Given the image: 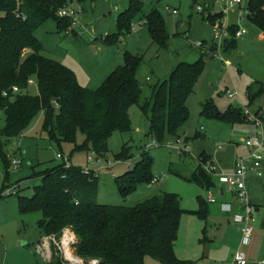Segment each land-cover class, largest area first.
Segmentation results:
<instances>
[{"label": "trees", "instance_id": "16d2710c", "mask_svg": "<svg viewBox=\"0 0 264 264\" xmlns=\"http://www.w3.org/2000/svg\"><path fill=\"white\" fill-rule=\"evenodd\" d=\"M95 1L75 0L81 7ZM67 4L68 0H0V121L2 115L5 116L4 127L0 128V160L7 168L11 163L7 142L20 137L41 113L44 114L42 129L50 140L59 146L73 143L76 151L102 155L108 152L114 133L132 132L130 109L140 104L143 94L137 79L142 63L140 56L125 53L124 64L97 90L81 86L72 69L43 56V45L35 33L46 22L55 21L59 31L74 33L70 30V20L58 14ZM245 4L250 11L247 20L264 33V0H249ZM141 9L139 0H128L127 8L117 18V34L108 36L104 42L120 43L121 36L131 33ZM221 16L208 17L209 22ZM143 19L153 43L166 49L169 36L161 14L152 10ZM236 31L233 25L232 35ZM223 47L225 52L231 53L237 47V39L227 40ZM203 67V60L180 64L169 79L152 89L150 101L140 105L150 121L149 136L158 143L177 138L187 123V100L194 93ZM30 80L38 87L37 95L29 93ZM14 87L18 88L17 92L13 91ZM263 95L264 84L253 83L247 89L249 106ZM201 115L227 124L245 123L242 108L222 113L211 102L202 105ZM79 133L85 137L81 144L77 143ZM199 135L197 133L196 138ZM131 157L129 143L115 155L116 161ZM210 160L209 156L201 154L197 171L188 179L207 191L215 187L212 175L202 167ZM152 163L148 152H142V160L119 182L122 197H128L142 184L151 185ZM42 177V184L35 187L31 197L19 196L20 191L16 196L21 216L42 215L37 223L41 238L53 240L48 264H68L58 246L66 230L75 235L76 256L84 261L145 264L146 257L150 256L161 264H193L179 259L175 252L181 219L186 213L179 195L161 193L135 207L101 205L97 202L98 178L93 171L63 163L44 172ZM7 187L6 178L2 190ZM199 203L200 208L190 213L207 221L210 203L202 197ZM203 236L201 242L206 240L205 231Z\"/></svg>", "mask_w": 264, "mask_h": 264}, {"label": "rangeland", "instance_id": "374dc122", "mask_svg": "<svg viewBox=\"0 0 264 264\" xmlns=\"http://www.w3.org/2000/svg\"><path fill=\"white\" fill-rule=\"evenodd\" d=\"M139 1L142 3L141 14L135 19L131 33L121 36L118 44H108L104 40L117 34V18L127 8L128 0H96L94 3L83 4L79 18L81 26L76 27L74 33L59 31L55 21L46 22L36 31L35 35L44 48L43 56L72 69L79 84L90 90L100 88L106 78L118 66L124 64L125 53L140 56L142 63L137 79L143 94L140 104L130 109L132 132L126 135L114 133L109 140L108 152L102 155L91 151H76L73 143L65 142L59 146L50 140L42 129V113L20 137L7 142L10 166L7 168L0 160V240L5 237L10 255L35 250L41 238L37 223L42 219V215L33 213L21 216L17 196L8 195L7 190H2L5 179L7 178L8 189L19 186V196L31 197L35 187L42 184L43 173L63 164L57 158L58 153L63 152L71 160L69 166L95 173L98 178V204L135 207L161 193L179 195L181 207L186 213L181 219L175 252L179 259L182 257L184 261L196 260L198 263L195 261V264H201L196 254L202 251L199 240L204 237L203 231L207 234V221H202L190 212L200 208V197L207 200L212 195L215 203L218 191L226 190V187L220 184V175L232 171L238 149L244 146L242 141L254 131L252 126L245 123L227 124L203 117L202 105L211 102L220 112L226 113L231 108L241 109L243 106H248L254 111L260 103H264L259 100L249 106L247 97V88L257 80H264V48L261 45L262 50L255 48L248 42V39L253 38V31L259 30L250 21L245 20L239 25L244 27L248 34L237 39L236 50L231 55L224 51V47L220 52L215 50L218 43L214 41V30L208 15L222 12V0ZM246 1L249 0H244L245 3ZM199 6L205 10L203 13L198 11ZM152 10H157L165 21L169 36L166 49L153 43L144 25V15H148ZM173 11H177V14L173 15ZM239 11V8L231 10V25H238ZM198 44H203V47H197ZM221 58L228 62L229 66ZM199 60H203L204 67L196 82L194 93L187 100L189 119L179 131L180 138H172L159 145L154 138L148 136L150 121L141 111L140 105L150 101L152 89L169 79L180 64H195ZM228 91L237 92L239 98L229 99ZM29 93L38 94L36 84L29 87ZM4 124L5 116L2 115L0 128H3ZM197 133L200 137L196 138ZM84 139L79 133L77 143L81 144ZM125 143L132 147V157L116 161L115 155ZM168 144L175 148H168ZM144 151L153 159V177L165 178L152 186L142 184L124 198L119 192V182L123 176L135 169L137 163L142 160ZM203 153L212 159L216 167V172L212 175L215 187L208 191L188 181L197 171L198 157ZM13 161L20 163L19 169H14ZM216 206L217 203L209 205L212 211ZM74 240L76 242L77 239ZM70 249L76 256L75 246ZM59 250L63 259L68 264H73L66 260V252L60 248ZM218 254L220 253L214 252V255ZM221 255L224 257L225 253L222 252ZM79 260L80 264L94 262L80 258ZM145 264L161 263L148 256Z\"/></svg>", "mask_w": 264, "mask_h": 264}, {"label": "built area", "instance_id": "2783aa9c", "mask_svg": "<svg viewBox=\"0 0 264 264\" xmlns=\"http://www.w3.org/2000/svg\"><path fill=\"white\" fill-rule=\"evenodd\" d=\"M222 2L224 4L223 10L221 13H218L222 16L220 18H216V20L211 23L214 30V41L218 43L216 50L219 52L222 51V48L227 40L232 38L239 39L247 34V30L240 26L239 23L247 20V17L250 15V11L247 9L244 0H222ZM236 8L240 9L237 14L238 25H235L237 27V31L234 35H232L231 28L233 25H231L229 22V15L231 10ZM198 11L203 13L205 10L203 7L199 6ZM172 13L173 15H176L177 11H173ZM58 14L59 17L70 20L71 31H74L76 27L81 26L79 18L82 14V7L77 4L75 0H68V4L62 8ZM215 15L217 14L210 13L208 17H213ZM197 47H203V44H198ZM222 61L227 66H229V63L225 62L224 59H222ZM28 83L29 85L35 84L33 80H30ZM13 91L17 92L18 88L14 87ZM6 95L7 94L4 93V96ZM227 95L231 100L239 98L238 93L235 91H228ZM242 117L245 119V124L252 126L254 129V131L250 133L248 132V138L243 140V144L248 150V154L238 157L235 161L234 169L231 172L222 173L220 175L219 181L221 185L226 187V191L228 193H231L235 196L237 203L243 208V214L236 215L235 221L241 225V244L243 246H248L252 241L255 229L254 227L257 221V211L250 200L248 183L250 179H259L264 181V107L251 111L248 106H243ZM176 141L179 142L180 140ZM168 148L171 149L175 147H172L171 144H168ZM178 151L183 152L182 150ZM57 158L67 166L70 165V159L65 155L58 153ZM197 163L198 165L200 164L199 161H197ZM12 166L17 170L20 167V163L13 161ZM202 167L211 175L216 172V167L212 160L202 164ZM164 178L165 177H154L151 185L158 184L159 182L163 181ZM6 190L8 195H17L19 193V186H15L11 189L7 188ZM208 202L214 203L212 195L209 196ZM224 207H227V209L224 210L225 212L231 211V206L224 205ZM74 244V239L68 237L65 231L64 236L58 246L67 254L66 247H72ZM61 247H63V249ZM93 263L98 264L97 261H94ZM228 264H247V260L241 252H237L232 261Z\"/></svg>", "mask_w": 264, "mask_h": 264}, {"label": "crops", "instance_id": "0c3cea01", "mask_svg": "<svg viewBox=\"0 0 264 264\" xmlns=\"http://www.w3.org/2000/svg\"><path fill=\"white\" fill-rule=\"evenodd\" d=\"M252 36L253 38L251 40L248 39V42H250V44H252L255 48L262 50V48H264V33L261 30H255L253 31ZM260 45L262 48H260ZM233 51L231 53H233ZM231 53L229 54L231 55ZM262 53H264L263 50ZM255 82L264 84V80H257ZM259 100L260 102L262 100L264 101V95L257 101ZM263 107L264 103H260V105L257 106L256 110ZM246 133H248V131H246ZM247 154L248 150L246 149V147L243 146L238 149L237 156L232 165V170L234 169L236 159ZM248 191L250 194L251 203L257 211V221L254 227V234L250 245L243 246L241 244V225L235 221V216L243 213L242 206L237 203L233 194L231 195V193H228L226 190L221 189L218 191L216 197L217 201L215 203H210H217V206L214 211H212L211 207H209L210 214L207 219V234L205 235L206 240L204 242H201L199 240V245L202 246V251L201 253L196 254L199 259L198 261H200L199 263L228 264L232 261L237 252H241L245 256L247 264H264V181L259 179H250L248 183ZM224 205L231 206V211L225 212L224 210H226L227 207H224ZM66 235L72 239H76L75 235L70 230H66ZM52 241L53 240H51L50 238H40L35 247V250L29 252L21 251L17 255H10L9 250L6 246V239L4 237L2 238V240H0V264H48L52 258L50 249ZM1 251L3 254H1ZM214 252H219L220 254L224 252L225 256H220V254L214 255ZM2 256L3 259H1ZM180 259L182 260L183 258L180 257ZM66 260L69 261L67 257ZM189 261H191L192 263L194 262L195 264L196 260Z\"/></svg>", "mask_w": 264, "mask_h": 264}, {"label": "bare ground", "instance_id": "6f19581e", "mask_svg": "<svg viewBox=\"0 0 264 264\" xmlns=\"http://www.w3.org/2000/svg\"><path fill=\"white\" fill-rule=\"evenodd\" d=\"M66 251H67V257L68 259L73 263V264H80V260L79 258H77L76 256H74L73 252L71 251L70 247L67 246L66 247ZM82 264V263H81ZM94 264V263H92Z\"/></svg>", "mask_w": 264, "mask_h": 264}]
</instances>
